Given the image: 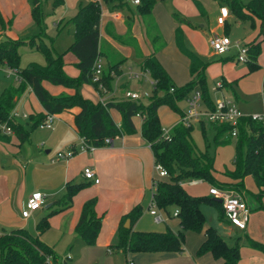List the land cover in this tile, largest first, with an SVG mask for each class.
<instances>
[{
	"label": "trees",
	"instance_id": "obj_1",
	"mask_svg": "<svg viewBox=\"0 0 264 264\" xmlns=\"http://www.w3.org/2000/svg\"><path fill=\"white\" fill-rule=\"evenodd\" d=\"M31 5L33 21L40 23L42 17V0H28ZM104 3L124 0H101ZM222 7L228 8L231 13L241 21H249L251 27L256 28L257 22H264V0H250L244 3L242 0H218ZM154 0H139L137 4L139 15L146 21L147 35L152 43L162 49L165 41L161 30L152 14ZM122 7V6H120ZM102 9L99 0L89 1L79 6L77 12L69 20L74 26V41L69 47L75 58V67L79 73L75 77L67 75L64 71V54L54 53L53 49L41 39L34 36L26 39H10L0 41V66L13 69L21 77L17 85H9L0 93V122L20 140V143L29 140L31 131L37 128L44 119L46 113L59 114L63 111L77 107L79 111L74 115V125L80 138L95 147L104 146L107 137L114 138L122 134H132L134 123L132 118L137 114L143 118L141 135L149 143L154 164L163 165L169 177L165 180L154 179L152 182V202L159 208L169 210L170 207L179 208L181 229L174 231L168 229L164 232L138 231L133 229L134 223L142 214L140 204L134 205L127 213L121 216L117 241L111 244L109 252L120 250L125 254L130 252H181L184 250L185 232L187 230L202 231L206 225V216L203 212L204 205H213L219 211L220 219L225 221L226 214L223 204L214 195L195 196L190 194L184 182L192 180H204L214 186L239 189L243 185L246 176L252 175L259 187L257 199L262 208L264 197V125L246 116L241 118L236 138L230 136L232 126L229 123L214 124L219 128L218 135L223 137L214 144L220 145L236 140V154L234 158L235 171L233 176L239 180L238 184H219L214 177L215 154L208 142L204 120H201L202 132L206 141L205 150L198 148L192 132L193 125L187 126L182 121L175 125L170 136H165L161 120L157 110L162 105L172 107L181 113L178 102L187 97L196 89L203 93V101L210 110L216 108L212 91L209 88L206 69L208 63L185 45L184 35L181 29L183 24L192 22L174 13L179 27L175 33L178 47L190 60V74L193 79L181 89L173 83L165 67L155 56H148L141 61V70L149 72L154 80L153 95L148 103L139 100H130L123 96H113L104 104L92 101L82 96L81 86L85 83L98 86L92 82L91 76L95 62L98 58L106 57V65L103 68L101 82L107 91L112 90L113 74L119 71L124 58H118L111 52L101 48L100 44V19ZM206 14V12H203ZM0 23L8 28V21L4 20L0 13ZM36 38V39H35ZM262 42L254 40L250 44L251 69L258 68L257 59L262 52ZM27 44L31 48L41 52L45 58V65L30 63L26 68H19V46ZM109 56V57H108ZM60 85L73 90V93L52 95L44 86L43 82ZM223 87L228 86L226 80ZM29 88L40 102L44 112L31 115L32 124L22 123L11 117L12 110L16 107L19 99ZM174 88V90H172ZM165 91L163 97L157 96V91ZM110 108H115L122 113V126L118 127L111 118ZM185 112V111H184ZM184 112L181 118L184 116ZM7 134L0 132V140L5 139ZM213 145V144H212ZM87 182L65 183L64 194L55 200L47 208L44 215L36 224L39 233L49 228V217L55 212L63 211L72 205L75 195L82 190ZM237 185V186H236ZM96 198L87 199L81 207L78 221L75 224V233L87 245H93L99 235L101 218L95 210ZM130 226L124 227L126 220ZM251 244L264 251V243L251 240ZM199 252H211L215 257L223 259L222 264H237L240 260V247L229 244L220 233L213 227L206 229V240L201 245ZM66 264V260L59 261L52 246L41 240L24 227L1 229L0 231V264Z\"/></svg>",
	"mask_w": 264,
	"mask_h": 264
},
{
	"label": "crops",
	"instance_id": "obj_2",
	"mask_svg": "<svg viewBox=\"0 0 264 264\" xmlns=\"http://www.w3.org/2000/svg\"><path fill=\"white\" fill-rule=\"evenodd\" d=\"M44 1L48 3L49 0H43V2ZM89 1L93 0H50L51 5L56 7L59 12L55 25L60 27L63 24H70L71 22L69 20L77 12L79 6ZM99 1L101 2V9H103L104 5H107V10L106 12H102L101 18L107 17L112 20H117L119 17H123L122 15L125 13L127 16L126 23L134 20V16L133 18L129 16V8L126 3H123V7H117V5H115L116 3H104L101 0ZM24 3H26L27 9L31 10V5L28 0H0V10L5 15L9 12L19 15V9L22 8ZM230 15H232V17L234 16L229 10L225 25L219 24L225 27L224 34L229 36L230 24L228 22V17ZM256 24L257 27H251L252 31L246 34V40H244V42L251 43L254 40H261L262 35H264V22L261 23L258 21ZM99 31L101 32V19ZM107 32L108 36H101L100 33L101 48L107 52L113 53L118 58H122L119 51L112 45L115 29L109 26V31ZM8 33L10 34V32ZM2 36L4 35L2 34ZM7 38L19 39V37L12 38L9 36ZM233 41L236 42L235 40ZM215 56V60L206 61L208 63L206 69L207 81L209 77L215 80V82L224 79L228 83V86L224 87L221 91H212V93H216L215 95H217L219 92L224 94V92L228 91L232 95L235 105L245 113H250L251 67L249 62H247V66L244 65L242 67L235 64L238 62L236 60V46H233L226 54L216 53ZM259 57L257 59V64L258 67H261ZM103 58H105V64H103L105 67L106 57ZM72 62H76L75 57ZM45 82L46 81L43 82V85L52 95L63 94L65 93L64 90L68 91L67 94L73 93L71 89L60 85H53L49 82L47 83L50 85H46ZM116 83L117 86H119L118 78L115 79V84ZM257 93H259V91ZM113 95L121 96L122 94L118 95L114 93L110 95L108 99L113 98ZM21 100L23 102V110L28 114L26 120L30 126L32 124L31 115L43 113L44 110L29 88L26 89L18 103ZM78 111L79 109L75 107L71 110L55 114L54 126L52 129H49L50 131L46 133L42 141L50 143L52 141L51 137L55 136L58 139V143L63 145V151L70 147L77 148L79 142L75 140V134L79 140L80 137L74 125V115ZM34 129L32 131H34ZM11 135L16 137L11 132L7 134L5 139L0 140V229L24 227L32 234H37L40 239L43 238L36 228L38 221L47 212L42 209L43 206L39 210L33 212L28 218H23L21 216V211L25 208L28 196L33 191H42L47 194V197H52V194L56 195L65 191V183L67 181L82 182L76 180L78 177L77 175L81 174L84 180L83 182H87L88 185H92V187L87 191L80 190L73 198L72 205L60 211L58 215V232L61 238L64 239L65 245L68 246V251H70L72 255V258H63L65 260H70L69 264H222L223 259L215 257L211 252H199L201 245L206 240V229L209 227L215 228L229 244H239L240 260L237 264H264V251L251 244V240L264 243V237L255 234L257 222L251 218V213L255 209H262L264 207H259L258 196L255 195L259 193V191L256 192L255 190L253 192L254 194L251 192L249 193L246 190L244 182L239 189H231V186L228 185L226 187L215 186L214 188L234 190L247 202L250 208V219L246 229L238 228L227 218L225 221L221 220L218 209L213 205H206L216 208V223L209 222L206 219V225L202 231L187 230L185 232L184 250L181 252L157 251L130 252L127 254L120 250L109 252L110 245L117 241V231L121 216L127 213L136 204L141 205L142 214L134 223L133 229L138 231L158 232L167 231L169 228H172V230L177 229L176 225L170 224V219L165 218L163 213L164 209H158L165 218L162 222H155L154 216L150 213V206L153 204L152 182L154 179H157L156 175L153 176L152 172L154 171L155 164L153 160V167L150 170H142V164L138 156L139 151L144 147L140 143L139 137L134 134H122L115 136L112 144L97 147L93 153L77 152L67 159L54 160V158L50 160L49 157L45 155L42 156L37 152L39 146L36 144L24 148L22 145L24 142L21 143V145H16L13 139L10 138ZM148 148L151 152L150 146ZM48 152L50 151H46V153ZM127 162L130 163L129 166ZM86 167H91L94 170L96 177L99 178L98 183L84 178L83 170ZM126 173L129 175L127 181L124 180ZM249 176L250 175L245 178ZM164 178L167 179V177ZM202 181L204 180L186 181L184 185H186L187 182L197 183ZM149 189L150 191L152 190L150 197ZM124 191L125 193H123ZM92 197L96 198L95 210L97 215L101 218V228L95 243L93 245H87L77 236L74 228L79 219L82 204ZM54 201L55 200L51 201V203L44 208L47 209ZM262 202L264 206V197L262 198ZM167 213L170 215L169 210ZM177 218L180 221L178 216ZM163 222L167 225V228L162 224ZM241 232H245V239L243 241L241 240L242 237L239 236ZM250 233H252L254 237L250 236ZM56 255L59 256L57 253ZM66 264H68L67 260Z\"/></svg>",
	"mask_w": 264,
	"mask_h": 264
},
{
	"label": "rangeland",
	"instance_id": "obj_3",
	"mask_svg": "<svg viewBox=\"0 0 264 264\" xmlns=\"http://www.w3.org/2000/svg\"><path fill=\"white\" fill-rule=\"evenodd\" d=\"M124 1L129 8V11L127 9L129 16L132 18L134 16L133 21L126 23L127 16L125 13H122L123 17H119L117 20H112L107 17L101 18V36H108L107 31H109V26H112L115 29L112 45L119 51L122 58H124L119 67V71L113 74L112 89L116 94H124L126 91L136 92L141 95L139 101H142L144 104L148 103L149 98L153 95L154 85L151 83L153 78L149 72H142L140 67L142 58L148 56H155L158 61L161 62L178 89L183 88L193 80L190 74L189 58L178 47L175 39V33L179 25L175 20L174 13L186 17L192 22V24L181 25L185 45L187 48L195 52L205 61L215 60L214 58H216L217 55L215 56L216 52L211 47L210 38L216 35H223L225 32V27L220 26L218 23V18L224 14L223 7L220 5L218 0H154L155 4L152 14L159 25V30H161L165 41V47L159 50L156 49L157 47L152 43L151 38L147 35L145 26L146 21L140 17L136 4H134L132 0ZM242 1L244 3H248L250 0ZM112 3H116L115 5H117V7H123V4L119 1H114ZM106 10L107 5H104L102 12H106ZM19 11V15H16L15 13L12 14L11 12L5 15L0 10L3 19L8 21V28H4L0 23V41L6 40L8 36L12 38L19 37V39L26 40L37 36V39H41L45 44L50 46L54 53L64 54L65 73L71 77L77 76L79 70L75 67L74 62H72L74 61L75 56L69 52V47L74 41V28L72 24H63L60 27L55 25L59 12L56 7L51 5L50 0L48 3H45V1L42 3V17L40 23L33 21L31 11L27 9L26 3L22 5V8L19 9ZM203 12H206V15L203 14ZM228 22L230 24L229 34L231 38L235 41H240L242 44H245L244 40H246V34L252 31L250 23L248 21H241L234 16L232 17V15L228 17ZM8 32H10V34ZM2 34L4 36H2ZM261 41H263L262 52L259 55V63L261 64V67L259 66L256 69H251L250 71V113H245L243 111L248 115L262 113L261 101L264 90V35H262ZM18 51L20 54L19 68H26L30 63L45 65V58L43 54L31 48L29 45H20ZM115 53L119 55L117 52ZM104 59L105 58L101 57V62L103 64H105ZM235 64L239 67L248 65L247 62H237ZM129 73L137 74L138 77H129ZM116 78L119 80L118 87H115ZM45 84L50 85L47 82H45ZM208 84L209 88L211 89V87L215 86L216 82L215 80H212L211 77H209ZM9 85H17V80L15 79L14 75H12L10 69H8L6 66H0V93L5 87ZM258 91L259 93H257ZM64 92L67 93L68 91L64 90ZM80 93L83 97L89 100H99V93L91 83L83 84L81 86ZM146 93L148 96L144 95ZM156 94L159 97H163L165 95V91L158 90ZM215 94L216 93H212L214 101L226 98L234 103V99L228 91L224 92V94L221 92H219L217 95ZM22 103L23 102L21 100L15 107V111L18 112L19 115L25 113ZM202 104L204 106V101ZM178 105L181 109V113L176 112L168 105H162L157 110V115L159 120H161V125L165 136L171 135L173 127L181 121L182 113L187 110L186 99L180 100ZM109 113L116 125L121 127V111L115 108H110ZM16 120L22 123L27 122V120L21 116L16 117ZM132 120L135 126L132 135L134 134L138 136L140 143L144 147L139 151L138 156L142 164V170H150L153 167V158L148 148L149 143L144 140L141 135L143 118L140 115H136L132 118ZM204 122L207 131L208 142L211 144V150L216 156L214 163V177L216 181L219 184H238L239 181H237V179H235L233 176V172L235 171L234 158L236 154V140H232L218 146L215 145L214 138L219 133V128L216 127L208 118H206ZM192 125V136L195 143L199 149L205 150L206 141L203 136L201 121H194ZM49 131V129L40 130L35 128L34 131L31 132L29 140L22 144L23 147L26 148L36 144L39 146L37 152L40 153V155H45L46 157H49L50 160L54 158V160H56V154L60 151H63V145L58 143V139L55 136L51 137L52 141L50 143L43 142V137ZM222 137V135H218L216 137V141L220 140ZM10 138L13 139L16 145H21L20 140L17 137L11 135ZM75 140L80 143V140L76 134ZM48 150L50 152L46 153ZM87 153H93V151ZM129 164L130 163L127 162L128 166ZM152 172L153 176L156 175V178H158L155 166L154 171ZM77 176V181H84L81 174ZM128 179L129 175L126 173L124 180L127 181ZM158 179L165 180V178ZM243 182L245 184L246 190L249 193H253L255 190L256 192L259 191L257 183L252 175H250L248 178H245ZM184 186L189 193L195 196H211V191L215 187L209 181L197 183L187 182ZM90 187H92V185H86L81 191H87L90 189ZM151 191L149 189V197L151 195ZM123 193H125V191ZM63 194L64 192H60L56 195L52 194V197H47L42 209L47 211V209L44 207L50 204L51 201L58 200ZM175 208L172 206L169 209L171 216L168 215V210H164L163 213L166 219L171 220L170 224L177 226V229H174V231H178L181 228V225L177 216H174ZM202 208L204 210L206 219L209 222L216 223V208L206 205ZM58 215L59 212L51 214L49 217V228L41 233L43 236L41 240L53 247L54 251L59 255L57 258L59 261H61L63 258H72V255L70 254V251H68V246L65 245L64 239L61 238L58 232ZM251 218L257 222L255 234L264 237V208L255 209L251 213ZM162 224L165 227L167 226L164 224V222ZM239 236L242 237L241 240L243 241L245 239V232H241ZM250 236L254 237L252 233H250ZM66 260L69 264L70 260Z\"/></svg>",
	"mask_w": 264,
	"mask_h": 264
},
{
	"label": "built area",
	"instance_id": "obj_4",
	"mask_svg": "<svg viewBox=\"0 0 264 264\" xmlns=\"http://www.w3.org/2000/svg\"><path fill=\"white\" fill-rule=\"evenodd\" d=\"M133 3L138 4L139 0H132ZM224 14L218 18V23L220 25H225L229 9L223 7ZM211 47L218 54L228 53L233 46L237 48L236 60L238 62L244 63L249 62L251 59L250 44L245 42L242 44L240 41L234 42L232 38L227 35H216L210 38ZM104 65L101 62V58H98L95 62L93 73L91 76L92 82L96 83L98 86L99 102L105 103L109 96L114 94L115 91H107L103 83L101 82V77L103 73ZM12 75H14L17 82L21 81V77L15 72V70L10 69ZM143 72V71H142ZM129 77H138L137 74H128ZM152 85H154V80H152ZM117 86V83L115 84ZM223 81L219 80L216 82L215 86L212 87L213 91H221L223 89ZM174 90V88H172ZM148 96V94H144ZM114 96V95H113ZM124 98L130 100H139L141 95L136 92L126 91L122 94ZM187 110L184 112V116L181 121L190 126L194 121L206 120L208 118L213 124H224L229 123L232 126L230 136L236 138L238 135V126L240 120L243 117L249 116L253 120L261 122L264 125V90L262 97V113L260 114H245L240 108H238L232 101L222 98L216 101V108L210 110L204 104L203 106V93L201 90H194L186 99ZM139 115V114H137ZM21 116L22 118H28L27 113H22L19 115L15 111V108L11 112V117L16 118ZM141 116V115H140ZM142 117V116H141ZM55 114L46 113L44 119L39 123L38 128L40 129H52L54 126ZM0 132L9 134L11 130L7 128L6 124L0 122ZM168 137V136H167ZM113 138L107 137L104 140V145L112 144ZM92 144L87 143L83 138H80V143L77 148L70 147L65 151H60L56 154V159H67L72 157L77 152H92L96 149ZM155 169L157 171L158 177L164 178L169 177L167 169L161 164H155ZM83 176L86 180L93 181L94 183L99 182V178L96 177L94 170L91 167H86L83 170ZM211 194L216 198L222 199V204L225 210L227 219L235 226L240 229H246L249 219H250V208L247 202L241 197L240 194L236 193L234 190L213 188ZM47 194L42 191H33L27 198L25 208L21 211V216L23 218H28L31 214L39 210L45 201ZM159 208L153 203L150 206V213L154 216L155 222L164 221V216L159 212ZM179 215V208L175 209L174 216ZM69 259V257H67ZM51 264V263H50Z\"/></svg>",
	"mask_w": 264,
	"mask_h": 264
},
{
	"label": "water",
	"instance_id": "obj_5",
	"mask_svg": "<svg viewBox=\"0 0 264 264\" xmlns=\"http://www.w3.org/2000/svg\"><path fill=\"white\" fill-rule=\"evenodd\" d=\"M219 202H221L222 203V199H217ZM130 226V222H129V220L127 219L126 221H125V223H124V227H126V228H128Z\"/></svg>",
	"mask_w": 264,
	"mask_h": 264
}]
</instances>
